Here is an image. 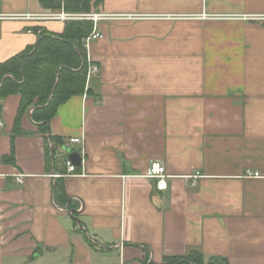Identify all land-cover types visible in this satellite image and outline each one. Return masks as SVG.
Segmentation results:
<instances>
[{
  "label": "crops",
  "instance_id": "crops-1",
  "mask_svg": "<svg viewBox=\"0 0 264 264\" xmlns=\"http://www.w3.org/2000/svg\"><path fill=\"white\" fill-rule=\"evenodd\" d=\"M49 11L0 0L4 15ZM91 12L116 20L87 48L90 92L50 121L55 157L32 110L15 132L21 97L3 101L0 264H165L193 250L264 264V0H93ZM64 25L0 20V63ZM70 138H82L71 175ZM155 163L165 191L147 176Z\"/></svg>",
  "mask_w": 264,
  "mask_h": 264
},
{
  "label": "trees",
  "instance_id": "trees-1",
  "mask_svg": "<svg viewBox=\"0 0 264 264\" xmlns=\"http://www.w3.org/2000/svg\"><path fill=\"white\" fill-rule=\"evenodd\" d=\"M92 1L39 0L45 10L64 9L69 13H90ZM35 31L38 32V28ZM92 31L91 22H67L62 33L42 31L34 47L0 63V117L3 101L8 96L21 97L15 123L16 133L20 129L21 114L32 110V119L40 123V130L47 134L59 105L73 96L90 92L87 88L88 53L83 41ZM46 138L53 144L55 157L60 140L51 134ZM62 158H67L66 154ZM8 160L12 161L13 158ZM54 189L56 194L64 193L62 182H57ZM222 261L216 258L207 260L200 251L193 250L185 256L167 257L165 264H222Z\"/></svg>",
  "mask_w": 264,
  "mask_h": 264
},
{
  "label": "built area",
  "instance_id": "built-area-1",
  "mask_svg": "<svg viewBox=\"0 0 264 264\" xmlns=\"http://www.w3.org/2000/svg\"><path fill=\"white\" fill-rule=\"evenodd\" d=\"M0 20H28V21H44V22H72V21H87L91 22L93 24V31L92 33L83 41L85 48L87 49L88 46L103 37L102 34H100L97 31V25L101 21H112L116 20V16H110L103 13H69L64 11V9H61L60 11H49L48 14L45 15H22V16H9L0 14ZM41 33V31L39 32ZM89 61V59H88ZM100 73V67L96 64H93L89 61L88 66V72H87V81ZM82 143V138H70L68 140V143L66 146H69L73 149V146L80 145ZM65 153V152H64ZM65 165L67 167V174H75L76 173V167L67 159L65 162ZM249 176H255L257 177V173H250L248 172ZM147 176L149 178H153L157 180V190L158 191H165L167 189V183H166V171L163 165L159 163H155L151 166L150 170L148 171ZM199 175L193 176V183L192 185L195 186L196 179L199 178ZM16 182L19 184L24 183V178L22 176H18L16 178Z\"/></svg>",
  "mask_w": 264,
  "mask_h": 264
},
{
  "label": "water",
  "instance_id": "water-1",
  "mask_svg": "<svg viewBox=\"0 0 264 264\" xmlns=\"http://www.w3.org/2000/svg\"><path fill=\"white\" fill-rule=\"evenodd\" d=\"M49 136V133L47 134V137ZM63 151L66 153V156L68 158V160L75 166L80 168L82 165V157L80 155V153H78L77 151H75L74 149H72L69 146H65L63 148ZM75 221L79 224L80 228H82L81 223L78 219H75Z\"/></svg>",
  "mask_w": 264,
  "mask_h": 264
}]
</instances>
